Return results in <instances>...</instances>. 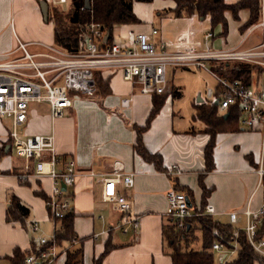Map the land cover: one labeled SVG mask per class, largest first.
Segmentation results:
<instances>
[{
	"label": "crops",
	"instance_id": "crops-1",
	"mask_svg": "<svg viewBox=\"0 0 264 264\" xmlns=\"http://www.w3.org/2000/svg\"><path fill=\"white\" fill-rule=\"evenodd\" d=\"M41 1L43 0H0V61L5 58L4 54L16 48L17 37L26 43L27 48L33 50L28 49L32 53L47 52L50 47H56L54 26L49 18L44 19ZM44 1L49 4V15L55 7L51 6L50 2L64 4L56 3L57 0ZM225 1L227 4H234L239 0ZM137 3L139 2L134 3V11L141 22L120 26L119 41L124 40L130 29L150 33L153 28H157L158 34L152 35L151 38L158 49L164 46L175 49L182 45H192L194 41L205 42V34L208 32L213 33L208 42L212 49L216 50L236 47L246 49L260 44L245 45V41L224 44L218 38L227 37L230 26L227 35H222L223 26L213 28L210 18L202 19L197 15L175 17L169 12L176 7L174 0L140 2L147 8L145 16L137 11V5H142ZM155 21L158 23L155 24ZM104 74L105 78H109L111 93L97 95L100 103H88L87 106L100 108L106 115L108 127L113 126L112 132L106 136L107 140L102 143L105 146L101 147L100 152L93 153L88 152L85 146L83 149H77L76 141L68 142L61 136H55L58 154L65 160L74 158L77 163L78 177L70 192L73 195V210L77 214L75 231L80 237H85L84 263L94 264V258L103 253L107 241L110 240L114 247L105 257L103 264H172L171 256L165 251L163 237V227L169 224L166 215L168 190L172 187L178 189V186L182 188L179 190L191 189L195 205L199 208L203 194L199 179L200 175L204 174V182L207 188L211 189L206 209L213 207L214 213L210 214L213 218L217 215L227 216L229 223L234 226L242 218L241 212L258 184L257 166L261 156L263 134L259 127L244 129L241 125L239 131L218 133L213 152L215 166L212 171L207 172L205 151L211 135L203 131V122L198 126L193 125L200 121L192 118L196 112L194 104L192 114L187 118L182 116V124H176L174 97L171 89L167 90L168 95L161 110L143 134V142L148 150L162 155L165 170L160 171L134 149L137 142L134 126L146 125L154 105L153 94H143L139 85L125 81L120 72ZM252 81L253 84L254 79ZM124 97L133 99L129 108H122L120 105ZM44 104L49 111L47 103H33L28 119L17 127L20 137L48 133L55 135L54 120L50 111L49 115L40 117L35 110V106ZM125 109L128 110L124 111ZM5 118L8 117H0V149L3 148L5 152L0 157V232L4 233L7 239L4 248L0 250V259L10 264L7 257L13 256L15 248L29 250L31 242L37 240L21 221L8 222L7 209L11 205V195H16L21 202L29 206L30 215L27 220L30 223L45 224L50 222V219L44 194L51 190V179L30 177L27 183L21 181L19 173L24 172V160L19 164L13 160L11 153L14 149L10 136L13 121L8 118L12 126L10 130L4 124ZM173 165L178 166L179 172L168 175L166 172ZM116 166L122 168L124 173L134 175L132 187L118 185L119 192L124 194L131 204V216L138 218L137 227L129 228L127 232L117 228L124 214L116 209L114 202L106 201L103 197L104 178L110 176ZM234 175H238V179H245V182H235ZM261 199L262 193L256 192L253 206H258ZM232 211L240 212L236 223L230 220L229 213ZM40 229L37 233L43 232L41 227ZM96 234L98 235L95 236ZM221 250H224V253L220 256V262L225 264L229 253L226 249ZM65 259L66 256H62L58 260L59 264H65Z\"/></svg>",
	"mask_w": 264,
	"mask_h": 264
},
{
	"label": "built area",
	"instance_id": "built-area-1",
	"mask_svg": "<svg viewBox=\"0 0 264 264\" xmlns=\"http://www.w3.org/2000/svg\"><path fill=\"white\" fill-rule=\"evenodd\" d=\"M262 11L261 23L264 29V0ZM85 28V42L80 50L70 52L50 47L47 52L32 53L26 43L17 37L16 48L4 54L5 58L0 61V117H8L13 121L10 132L12 147L24 160V172L19 176L22 180L30 177L51 179V190L45 198V204L49 219L54 223V230L50 237H39V252L28 256L26 264H55L62 256H66L68 247L57 243L56 219L74 212L70 188L75 185L78 177L76 160H65L58 154L53 133L34 134L25 138L19 136L17 127L26 122L33 103H47L52 119L61 118L65 109L72 106L76 94L89 97L97 94L98 71L109 74L118 71L125 81L139 85L143 94H162L168 90L169 66H196L209 70L217 79V86L220 88L218 94L216 90L208 89L210 100H218L220 108L226 113L228 108L238 107L242 115L241 126L244 129L259 127L263 134L257 167L258 184L241 212L245 218V226L235 231V237L240 229L245 232L248 243L264 259V35L262 43L246 49L208 48L206 43L213 36L212 32L205 34V42L194 41L192 45H182L175 49L167 46L158 49L151 38L158 34L157 28H153L150 33L130 29L121 41L111 37L94 18ZM108 33L110 35L106 38ZM226 61H243L262 66L263 73L259 77L258 72L254 71V83L246 85L238 78L230 79L220 75L212 67V64L219 66ZM132 100V97L122 98L121 107L129 108ZM175 171L179 172L177 165H173L166 173L172 175ZM63 184L66 189H63ZM119 184L132 187L134 175L126 174L122 168L116 166L112 174L104 178L103 197L106 201L114 202L116 209L124 214L117 228L127 232L129 228L137 227L138 218L131 216V204L119 192ZM256 192L262 193V199L258 206H253ZM188 198L190 196L185 190L175 187L167 192L166 215L169 222L181 230H189L193 226L188 221L190 217L214 213L213 207L205 212L195 211L194 205H188ZM239 213H229L232 223L238 221ZM32 230L40 232L38 222H34ZM234 245H237L236 241ZM221 249L225 248L220 242L213 244V250Z\"/></svg>",
	"mask_w": 264,
	"mask_h": 264
},
{
	"label": "trees",
	"instance_id": "trees-1",
	"mask_svg": "<svg viewBox=\"0 0 264 264\" xmlns=\"http://www.w3.org/2000/svg\"><path fill=\"white\" fill-rule=\"evenodd\" d=\"M154 0H91V9L85 8V0H79L73 10L64 14L58 8L54 7L50 11L49 20L54 26V41L57 48L65 51H77L83 46L86 37V24L94 18L95 21L101 23L104 29L113 37L114 29L117 26L125 24H137L141 20L134 11L135 2L149 3ZM176 7L170 9L175 17L197 15L199 18H210L213 28L218 25L223 26L222 35H227L229 31V23L227 14L230 13L236 20L240 18V12L248 11V19L240 29L245 30L248 27L262 21V0H239L234 4H227L225 0H174ZM212 67L220 75L230 79L238 78L246 85H250L253 80V72L256 71L259 77L263 73V67L257 66L243 61H226L220 63L219 66L212 64ZM101 71L96 72V80L98 92L96 95H108L111 93L109 86V78L104 77ZM220 92V88L216 86V93ZM174 98L182 95L180 89L171 91ZM167 91L162 94H153V108L145 126H134L137 133V142L134 145L136 153L144 160L153 163L156 169L164 171L163 159L160 153H153L143 142V134L150 127L152 119L161 110ZM196 112L192 118L200 120L204 123V132L211 135V139L206 146V171L214 169V147L216 136L221 132H236L240 130L241 111L238 107H230L226 112L220 108L216 101L202 100L195 102ZM4 149H0V157L4 155ZM249 158V157H248ZM21 175V173H19ZM204 174L200 175V186L202 188V201L199 208L196 207L193 199V191L187 189L195 211L205 212L208 203L207 198L211 193V189L207 188L204 182ZM21 179V177H20ZM27 183V180H22ZM178 189L180 186H178ZM42 194L41 192H38ZM47 194H44V198ZM30 208L20 201L16 195H11V205L7 209L8 222L21 221L28 227V217ZM77 214L70 212L63 218L56 219L57 224V243L68 249L66 251L65 264H85L84 263V241L85 237H80L75 231V219ZM193 226L189 230H181L169 222L163 227V237L165 245L168 246L169 255L172 258V264H215L213 254V244L220 242L228 253L235 249L234 242L238 245L237 256L232 260L225 261V264H264V259L254 251L248 243L245 232L241 229L235 237L236 229L232 224H225L214 220L212 215H194L188 219ZM34 222H32L31 227ZM238 230V229H237ZM202 237V250L190 249V239L194 241L198 235ZM38 240L31 242L29 250L23 251L17 247L13 256L7 257L10 264H26L28 256L38 254ZM114 245L110 240L106 243L103 253L94 258V264H103L105 257L113 249ZM185 247V248H184Z\"/></svg>",
	"mask_w": 264,
	"mask_h": 264
},
{
	"label": "rangeland",
	"instance_id": "rangeland-1",
	"mask_svg": "<svg viewBox=\"0 0 264 264\" xmlns=\"http://www.w3.org/2000/svg\"><path fill=\"white\" fill-rule=\"evenodd\" d=\"M77 1L78 0H67V2L64 4H54L53 2H50V4L51 6L54 5L64 14H68L73 10ZM137 4H142V5L139 7V5ZM137 4H136L137 11H139V13H142L145 16V12L147 10V8L143 6L145 4L140 2ZM240 13H241V18H239V20L234 19L230 13L227 14L228 23L230 26V33L228 34L227 37H219L218 39H221L224 42V44H226V42L227 44L228 43L231 44L240 41H245V45L262 43L264 29L261 21L248 27L245 30L243 29L241 30L240 27L246 23L249 13L247 10H243ZM157 23L158 21H155V24ZM119 27L120 26H117L114 29V33H113V37H115L116 40L117 39L119 40L121 37L120 36L121 29ZM206 46L212 49V46L208 41L206 43ZM28 49L33 51L30 47ZM116 73L119 72L117 71ZM167 76H168V91H170V89L171 91L172 89H180L182 92L181 96L174 98L173 100L174 110L175 112H177V118L175 119L176 124L178 122L182 124V121H180L182 120V116L183 118H187L189 115L192 114L194 110L193 104L197 102L199 98H202L205 101L209 100L210 98L207 96L208 89L215 90L218 83L215 76L212 73H210L209 70H207L206 68L196 67V66H192V67L169 66L167 69ZM137 92H139V90H137ZM98 98L97 95L89 97V96H84V95L81 96L79 94H76L75 97H73V104H72L73 108H66L63 118L62 119L57 118L54 120L55 136L56 135L61 136V138H63L64 141H68V142L76 141L77 149H83L82 147L85 146L89 150L88 152L91 151L93 153L100 152L99 150L101 149V147L105 146L104 144L102 145V143L107 140L106 136H108L107 134H110L112 132L113 126L108 127L106 122L107 121L106 115L105 113H103V111H101L100 108H96V106H87L88 103H93L94 105L95 104L98 105V103H100ZM35 110L37 111V114L40 117L49 115L48 107L46 106V104L35 106ZM127 110L128 109H125L124 111ZM4 124L7 125V127H9L10 130L12 129L10 119L5 118ZM199 124H202V121H197L193 125L198 126ZM11 155L13 157V160H16L18 164L21 161H23V159L20 158L15 153L14 150L12 151ZM233 178L235 179V182L238 181L242 183L245 182V179L242 178L238 179V175H234ZM256 181H257V176H256ZM241 217L242 218L238 221V223L234 224V228L236 230L239 228H243L245 226V219L243 218L242 215ZM214 220H218L225 224H230L229 218L224 215L214 216ZM43 223L41 222L39 223L40 227L43 230L42 233H34L31 227L32 222L30 223V221H28L27 223L28 224L27 229H29V231L34 234V237L37 240L41 235L45 237H50V235L53 233L54 230L53 221L50 220V222L48 221L45 224ZM0 238H1L0 250H2L5 246V241L7 238L2 232H0ZM190 241H192L189 247L190 249L192 248L196 250H202V237L200 234L198 235V238L195 241L192 238L190 239ZM169 250L170 249H168V246L165 245V251L168 253ZM223 251L224 250L213 251L215 264H222L220 262V256L222 253H224ZM237 251H238V245H235V250L229 253L228 260L234 259L237 256ZM57 263L59 264L60 261L56 262L55 264ZM0 264H6V263L2 259H0Z\"/></svg>",
	"mask_w": 264,
	"mask_h": 264
},
{
	"label": "water",
	"instance_id": "water-1",
	"mask_svg": "<svg viewBox=\"0 0 264 264\" xmlns=\"http://www.w3.org/2000/svg\"><path fill=\"white\" fill-rule=\"evenodd\" d=\"M41 7H42V12H43V15H44V19L45 20H48L49 18V4L47 1H41ZM85 8L87 9H91L92 6H91V0H85ZM109 33L106 35V38L109 37ZM202 101V98H199L198 99V102ZM216 104H218V100L216 101ZM228 115V112L225 114V116ZM63 189H66V185L63 184ZM188 205L190 207H192L193 203H192V200L190 198H188Z\"/></svg>",
	"mask_w": 264,
	"mask_h": 264
}]
</instances>
